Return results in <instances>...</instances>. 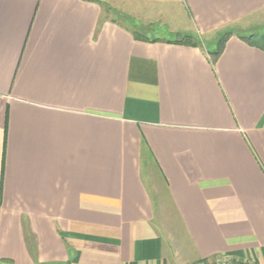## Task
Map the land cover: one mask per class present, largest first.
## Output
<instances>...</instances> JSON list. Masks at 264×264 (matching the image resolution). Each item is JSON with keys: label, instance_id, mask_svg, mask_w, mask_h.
Returning <instances> with one entry per match:
<instances>
[{"label": "crops", "instance_id": "0c3cea01", "mask_svg": "<svg viewBox=\"0 0 264 264\" xmlns=\"http://www.w3.org/2000/svg\"><path fill=\"white\" fill-rule=\"evenodd\" d=\"M263 14L264 0H0V262L264 264V22L236 26Z\"/></svg>", "mask_w": 264, "mask_h": 264}, {"label": "rangeland", "instance_id": "374dc122", "mask_svg": "<svg viewBox=\"0 0 264 264\" xmlns=\"http://www.w3.org/2000/svg\"><path fill=\"white\" fill-rule=\"evenodd\" d=\"M107 14H109V12H107ZM157 16L156 15H149L150 21L152 22ZM162 19V18H161ZM124 25L130 27V28H134L135 30H137V34L140 37H145L148 39H153V38H158V39H171L172 36L168 35L166 33V27L165 26H161V25H149L148 28H143L142 26H148L145 23L141 22L138 20V22L135 21V19H132L130 17H124L121 21ZM248 22H251L253 25H258L262 22H264V14L263 15H259L256 17H252V19L249 20H244L240 23H238L236 26H245ZM238 28V27H236ZM205 40V39H204ZM210 41V39L207 41L205 40L204 43V48L207 46V43ZM215 44H210L208 45V50L212 51L214 50ZM147 184L150 186V188L153 190L152 195L155 199V202L158 206L157 211H163V208L161 209V206L163 205V203L166 201L167 199V195L164 192L163 189V185L161 183V181L159 180V178L156 176V174H154V172H152V174H150L147 178Z\"/></svg>", "mask_w": 264, "mask_h": 264}, {"label": "trees", "instance_id": "16d2710c", "mask_svg": "<svg viewBox=\"0 0 264 264\" xmlns=\"http://www.w3.org/2000/svg\"><path fill=\"white\" fill-rule=\"evenodd\" d=\"M230 36H231L230 32L224 33L221 36V38L218 40L215 51L210 52L208 54L212 65H214V63L217 61V59L221 55V53L224 49V46H225V42ZM242 40L244 42H246L247 44L251 45L250 44V38H243ZM177 44L188 45V46H192V47L200 46V42L198 41V39L195 38L194 36H191V35H186V36L181 37L180 40L177 41ZM0 264H12V263L9 261H2V262H0Z\"/></svg>", "mask_w": 264, "mask_h": 264}, {"label": "built area", "instance_id": "2783aa9c", "mask_svg": "<svg viewBox=\"0 0 264 264\" xmlns=\"http://www.w3.org/2000/svg\"><path fill=\"white\" fill-rule=\"evenodd\" d=\"M215 264H234V263L231 262L230 260L222 259V260L216 262ZM246 264H250V263H246Z\"/></svg>", "mask_w": 264, "mask_h": 264}]
</instances>
